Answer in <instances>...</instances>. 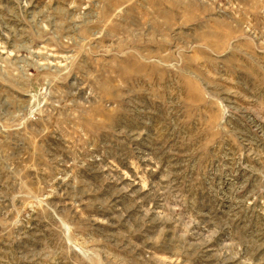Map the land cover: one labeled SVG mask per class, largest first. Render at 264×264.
<instances>
[{
    "label": "rangeland",
    "instance_id": "obj_1",
    "mask_svg": "<svg viewBox=\"0 0 264 264\" xmlns=\"http://www.w3.org/2000/svg\"><path fill=\"white\" fill-rule=\"evenodd\" d=\"M0 264H264V0H0Z\"/></svg>",
    "mask_w": 264,
    "mask_h": 264
}]
</instances>
